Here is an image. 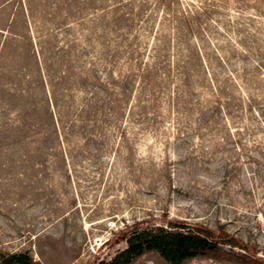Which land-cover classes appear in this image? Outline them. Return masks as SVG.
<instances>
[{
    "label": "rangeland",
    "instance_id": "374dc122",
    "mask_svg": "<svg viewBox=\"0 0 264 264\" xmlns=\"http://www.w3.org/2000/svg\"><path fill=\"white\" fill-rule=\"evenodd\" d=\"M135 226L264 264V0H0V260L111 262Z\"/></svg>",
    "mask_w": 264,
    "mask_h": 264
},
{
    "label": "trees",
    "instance_id": "16d2710c",
    "mask_svg": "<svg viewBox=\"0 0 264 264\" xmlns=\"http://www.w3.org/2000/svg\"><path fill=\"white\" fill-rule=\"evenodd\" d=\"M123 237L127 241V248L116 254L111 262L101 264H132L150 251L158 252L170 264H183L197 256L218 255L225 256L226 259L232 256L223 251L219 243L247 249V245L234 237H229L227 233L216 236L210 231L194 228L183 231L135 226L123 231ZM0 264H36V262L26 253H12L3 256Z\"/></svg>",
    "mask_w": 264,
    "mask_h": 264
}]
</instances>
